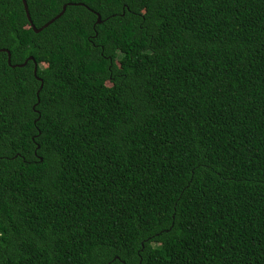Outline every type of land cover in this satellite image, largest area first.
<instances>
[{"label": "trees", "instance_id": "trees-1", "mask_svg": "<svg viewBox=\"0 0 264 264\" xmlns=\"http://www.w3.org/2000/svg\"><path fill=\"white\" fill-rule=\"evenodd\" d=\"M25 1L66 9L0 0V264H264V0Z\"/></svg>", "mask_w": 264, "mask_h": 264}, {"label": "water", "instance_id": "water-1", "mask_svg": "<svg viewBox=\"0 0 264 264\" xmlns=\"http://www.w3.org/2000/svg\"><path fill=\"white\" fill-rule=\"evenodd\" d=\"M21 1H22V4H23V8H24V11H25L26 18H27V20H28V22H29V24H30L32 30H33L35 33L40 32L41 30H43L44 28H46L47 26H49L51 23H53L55 20H57L60 16H62V14L64 13V11H65V9H66V5H64V6L62 7L61 12H60L57 16H55L53 19H51L50 21H48V22H47L46 24H44L41 28L36 29V28L34 27V25L32 24V22H31V19H30V16H29V12H28V8H27V3H26V1H25V0H21ZM100 23H101V22H100L99 15H97V21H96V24H100ZM0 51H4V52L7 53V58H8L7 63H8V65H10V54L8 53V51H7V50H0ZM28 60H32V61H34L32 57H29V58H28L23 64L18 65V67H23L24 65H26V63H27ZM36 70H37V65L34 63V75H36ZM37 95H38V93H37Z\"/></svg>", "mask_w": 264, "mask_h": 264}]
</instances>
